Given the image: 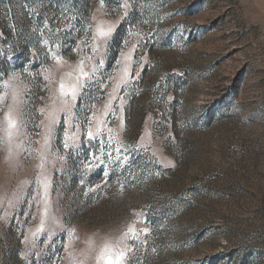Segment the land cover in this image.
<instances>
[{
  "label": "rangeland",
  "instance_id": "374dc122",
  "mask_svg": "<svg viewBox=\"0 0 264 264\" xmlns=\"http://www.w3.org/2000/svg\"><path fill=\"white\" fill-rule=\"evenodd\" d=\"M264 264V0H0V264Z\"/></svg>",
  "mask_w": 264,
  "mask_h": 264
},
{
  "label": "snow or ice",
  "instance_id": "6c2138e0",
  "mask_svg": "<svg viewBox=\"0 0 264 264\" xmlns=\"http://www.w3.org/2000/svg\"><path fill=\"white\" fill-rule=\"evenodd\" d=\"M108 264H114V262L111 260V258H108Z\"/></svg>",
  "mask_w": 264,
  "mask_h": 264
}]
</instances>
